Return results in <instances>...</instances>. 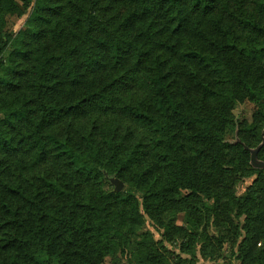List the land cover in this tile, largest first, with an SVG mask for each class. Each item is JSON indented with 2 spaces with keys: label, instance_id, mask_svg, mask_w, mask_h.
<instances>
[{
  "label": "trees",
  "instance_id": "1",
  "mask_svg": "<svg viewBox=\"0 0 264 264\" xmlns=\"http://www.w3.org/2000/svg\"><path fill=\"white\" fill-rule=\"evenodd\" d=\"M20 1L33 7L26 29L12 40V56L30 63L29 95L18 105L0 104V264H91L112 244L107 232L115 231V205L135 202L130 195L116 202L103 187L109 178L143 190L145 206L161 213V201L174 202L182 190L199 195L203 187L207 192V180L199 177L203 165L195 161H210L208 168L223 171L230 162L224 150L230 149L237 161L247 155L241 138L234 145L224 138L233 118L230 98L248 90L264 100V83L255 75L259 69L241 57L243 46L227 36L231 0H133L142 18L165 6V24L178 36L175 40L146 32L149 40L133 36L137 17L114 25L112 15L101 19L94 0H67L69 31L46 29L48 15L61 9L57 0ZM254 5L263 12L264 0ZM236 16L237 29L264 35L258 21L244 12ZM189 28L200 37L186 42L179 33ZM47 36L54 45L43 42ZM0 40L6 44L3 33ZM232 54L238 60L234 64ZM107 61L123 68L122 74H110L98 88L87 83L80 98L53 100L54 72L78 84ZM24 73L14 65L5 67L0 94L4 87L16 90L14 78ZM126 81L142 86L145 94L113 99L112 91L116 94ZM97 107L111 115L96 121V128L74 123L77 115ZM254 118L255 123L264 119V104ZM68 120L67 133L54 130L55 121ZM15 122L23 124L14 128ZM255 123L246 128L251 137L258 133ZM257 179L249 196L237 198L241 208H250L240 245L242 264H255L257 257L262 260L257 264H264V249L257 253L258 243H264V173ZM145 184L150 187L144 190ZM250 200L248 207L244 203ZM153 260L162 263L156 256Z\"/></svg>",
  "mask_w": 264,
  "mask_h": 264
},
{
  "label": "rangeland",
  "instance_id": "2",
  "mask_svg": "<svg viewBox=\"0 0 264 264\" xmlns=\"http://www.w3.org/2000/svg\"><path fill=\"white\" fill-rule=\"evenodd\" d=\"M94 1L97 3L101 19H105L107 14L112 15L115 18L114 25L122 23V20L128 17L129 19L133 16L137 17L134 29L130 31L133 36L141 35V38L149 40L151 35H145L146 32L155 33L159 39H167L168 36L171 40L178 38L172 30H167L165 6L158 7L153 14L149 13L148 16L142 18L141 14L136 12H141L142 9L137 8L133 0ZM254 3L255 0H231L225 27L230 42L233 40L243 46L246 52L241 57L249 61L254 68L259 69L255 75L259 74L262 77L261 83H264V35H257V32L250 30L237 29V20H235L238 13L244 12L247 17L258 21L264 27V9L260 12ZM54 4L61 9L55 14L48 15L49 22L45 24V27L46 29L57 27L64 29L63 33H66L70 29L65 17L67 0H57ZM32 7L33 4L28 6L20 0H0V33H3L6 41L4 44L0 40V48L4 47V51H0V77L3 76L4 68L11 65L16 66L18 71L25 72L21 78L10 75V77H17L14 78L17 89L9 91L4 87L3 94H0V104L18 105L25 96L29 95L27 86L30 78V63L20 56H12L16 49L12 40L20 31L26 29ZM171 26L174 28L176 24H170L169 28ZM214 27H211V32ZM179 34L186 38V42H189L191 37H200L198 31L195 29L193 31V28ZM43 42L46 45H54L48 36ZM32 48L33 46L26 49L31 50ZM229 57L233 64L238 61L235 54ZM122 70L124 69H115L114 63L107 61L104 68H96L90 73H85L78 84L72 83L60 70L56 71L51 80L55 86L53 100L65 102V100L80 98L85 92L87 83L94 82L98 88L104 78L112 73L120 75ZM179 71L181 72V69ZM135 84L126 81L123 87L117 89L116 94L112 91L111 97L113 99L141 97L145 91L142 86ZM251 97L252 93L247 90L230 98L233 118L224 128V138L229 145L237 144L241 138L244 141L242 146L247 155L245 157L241 155V159L237 161L230 149L224 150V159L231 163H227L223 171L219 170L216 165L208 168L210 161L193 160L203 165L201 166L203 174L199 177L202 178L201 180H207L206 193L203 187L199 195L191 194L190 190H182L177 194L174 202L161 201L162 212L158 213L157 208L145 206L143 190L125 180H120L124 187L121 191H117L111 182L116 177L109 178V183H105L103 187L115 196L116 202H120L127 195L132 196L135 202L115 205L113 223L115 231L107 232V238L112 241V244L107 247L104 257H99L91 264H156L154 260L151 262L155 256L162 260L161 264H167L168 261L172 264L243 263L240 245L245 239L246 211L250 208H241V205L237 203V198L243 199L249 196L256 188L255 183L258 184V173H264V149L262 150L264 119L256 121L258 133L252 135L253 137L246 133L247 127L254 126V116L261 109L264 100ZM110 115V113L102 112V108H92L88 109L85 114L77 115L74 123H80L85 130H92L97 126L96 121L99 123L101 119H107ZM2 118L3 116L0 115V119ZM14 124V128H18L23 123L15 122ZM68 124L69 120L55 121L53 128L67 133ZM7 130H10L9 127ZM12 153L15 152L12 151ZM42 170L45 169L42 168ZM23 177L26 182H29L25 173ZM145 185L144 190L150 187L148 184ZM251 201L244 204L250 207ZM141 243L145 247L141 246ZM260 248L264 249V243H258L257 253ZM255 259V264L262 261L258 257ZM83 261L86 262V260ZM53 264H61V261L54 260ZM67 264H74V261L71 260Z\"/></svg>",
  "mask_w": 264,
  "mask_h": 264
},
{
  "label": "water",
  "instance_id": "3",
  "mask_svg": "<svg viewBox=\"0 0 264 264\" xmlns=\"http://www.w3.org/2000/svg\"><path fill=\"white\" fill-rule=\"evenodd\" d=\"M111 182L116 187L117 191H121L124 187L123 183L118 178L112 179Z\"/></svg>",
  "mask_w": 264,
  "mask_h": 264
}]
</instances>
